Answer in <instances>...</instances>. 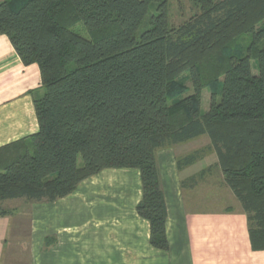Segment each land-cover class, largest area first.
Wrapping results in <instances>:
<instances>
[{"label":"trees","instance_id":"obj_1","mask_svg":"<svg viewBox=\"0 0 264 264\" xmlns=\"http://www.w3.org/2000/svg\"><path fill=\"white\" fill-rule=\"evenodd\" d=\"M192 1L198 12L171 27L167 0H0V34L41 77L37 131L0 147V215L5 200L51 202L104 168H134L136 212L167 250L156 152L206 136L178 170L213 153L264 249V0Z\"/></svg>","mask_w":264,"mask_h":264},{"label":"crops","instance_id":"obj_2","mask_svg":"<svg viewBox=\"0 0 264 264\" xmlns=\"http://www.w3.org/2000/svg\"><path fill=\"white\" fill-rule=\"evenodd\" d=\"M39 91L37 64H24L0 34V147L37 131L32 93ZM178 146L156 152L167 250L150 245L149 222L136 212L139 171L104 168L51 202L3 201L0 264H264V249L251 248L244 211L186 207L182 173L194 164L178 170Z\"/></svg>","mask_w":264,"mask_h":264},{"label":"rangeland","instance_id":"obj_3","mask_svg":"<svg viewBox=\"0 0 264 264\" xmlns=\"http://www.w3.org/2000/svg\"><path fill=\"white\" fill-rule=\"evenodd\" d=\"M198 10L192 0H167V19L171 27H176L191 18ZM151 13V8L149 9ZM81 34L85 35L83 32ZM250 41V34H243L231 43L233 47L240 49L246 48ZM236 51V52H237ZM251 70L255 73V60L251 59ZM206 80L209 81L206 76ZM182 85L190 89L191 83L186 78H181ZM189 91V92H190ZM209 105V91L203 88L201 91V109L207 110ZM209 140L206 136H201L188 142L177 144L176 157L182 156L194 149L205 147ZM202 159L190 165L188 172L182 173L184 181V195L186 196V207L190 210H219V211H243L242 205L233 195L224 181V176L215 164L216 158L213 153L203 151ZM26 201V200H25ZM16 205L17 202H10ZM1 208L3 204L1 203Z\"/></svg>","mask_w":264,"mask_h":264}]
</instances>
